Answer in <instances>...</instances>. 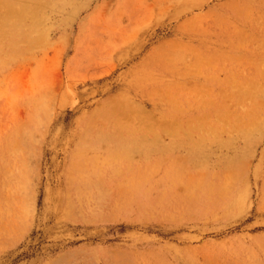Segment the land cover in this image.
I'll use <instances>...</instances> for the list:
<instances>
[{
    "label": "rangeland",
    "instance_id": "374dc122",
    "mask_svg": "<svg viewBox=\"0 0 264 264\" xmlns=\"http://www.w3.org/2000/svg\"><path fill=\"white\" fill-rule=\"evenodd\" d=\"M0 264H264V0H0Z\"/></svg>",
    "mask_w": 264,
    "mask_h": 264
},
{
    "label": "bare ground",
    "instance_id": "6f19581e",
    "mask_svg": "<svg viewBox=\"0 0 264 264\" xmlns=\"http://www.w3.org/2000/svg\"><path fill=\"white\" fill-rule=\"evenodd\" d=\"M19 11L17 12V11H14V9H13V12L14 13H16L17 15H19V17H20V20L23 18L22 16H27V15H29V14H33V11L28 7V6H23V7H20L19 9H18ZM15 14V15H16ZM13 15V14H12ZM14 17V16H13ZM16 18H18V17H16ZM10 19V18H9ZM14 21H15V18H14ZM20 21H18V22H16V23H10L9 25H6V27L5 28H7V26H8V29H10L11 31H13L14 29H16L19 25H20ZM24 23V22H23ZM24 25V24H23ZM25 27V26H24ZM21 29V28H20ZM26 29V28H25ZM24 29V30H25ZM27 30V29H26ZM19 33V32H18ZM9 35V34H8Z\"/></svg>",
    "mask_w": 264,
    "mask_h": 264
}]
</instances>
